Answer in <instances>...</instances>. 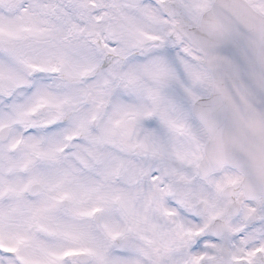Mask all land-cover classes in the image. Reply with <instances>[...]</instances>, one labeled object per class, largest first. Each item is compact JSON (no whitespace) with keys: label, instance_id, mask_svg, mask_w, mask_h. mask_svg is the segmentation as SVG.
I'll list each match as a JSON object with an SVG mask.
<instances>
[{"label":"snow or ice","instance_id":"obj_1","mask_svg":"<svg viewBox=\"0 0 264 264\" xmlns=\"http://www.w3.org/2000/svg\"><path fill=\"white\" fill-rule=\"evenodd\" d=\"M0 264H264V0H0Z\"/></svg>","mask_w":264,"mask_h":264}]
</instances>
